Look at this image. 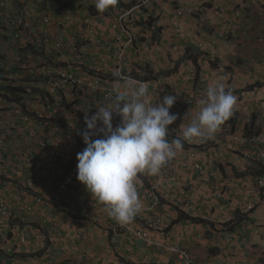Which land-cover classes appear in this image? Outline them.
<instances>
[{
  "label": "built area",
  "instance_id": "2783aa9c",
  "mask_svg": "<svg viewBox=\"0 0 264 264\" xmlns=\"http://www.w3.org/2000/svg\"><path fill=\"white\" fill-rule=\"evenodd\" d=\"M230 4L236 22L264 18V0H119L103 13L96 11L94 0L2 1L11 13L9 34L28 50H13L15 76L5 75L1 83L6 88L0 94V165H12L18 154L4 159L3 140L5 146L11 141L24 149L14 169H0L1 264H24L36 256L23 253L27 249H35L43 264H53L57 255L56 264H89L92 254L85 248L81 257L73 255L71 245L86 247L97 231L115 264H206L193 250L195 241L212 245L207 264H215L211 250H233L241 238L238 228L251 231L252 238L261 235L263 222L255 211L264 199V119L252 128L251 118L242 130L236 112L246 108L244 99L213 138L182 137L183 126L196 117L208 89L193 61L201 57L208 66L216 65L218 73L227 71L213 51L219 44L236 45L238 38L229 42V21L210 13ZM257 27L261 49L234 60L238 67L231 69L258 79L264 75V19ZM171 28L176 35L167 48L173 58L158 51L162 41L153 37ZM188 29L197 35L195 42L183 38ZM240 45L245 49L247 41L240 40ZM159 55L170 58L168 67L162 58L152 62ZM173 76L182 92L173 91L168 79ZM129 81L132 87L147 88L151 104L162 103L166 94L177 96L170 112L178 118L168 126L167 138L181 139L184 147L158 175H139L140 210L122 225L77 181L76 156L85 147V116L95 114L96 107L127 102ZM19 85L23 91L14 92L12 87ZM225 90L240 98L229 86ZM183 117L184 123L179 121ZM120 119L113 115V128ZM233 150L253 165L251 189L234 195L231 181L221 175L229 162L225 151ZM192 179L198 184L203 180L207 188L200 190ZM218 206L226 213L235 210L230 218L213 215ZM198 222L204 232L194 233L189 226ZM241 245L251 248V243Z\"/></svg>",
  "mask_w": 264,
  "mask_h": 264
},
{
  "label": "clouds",
  "instance_id": "9594fccd",
  "mask_svg": "<svg viewBox=\"0 0 264 264\" xmlns=\"http://www.w3.org/2000/svg\"><path fill=\"white\" fill-rule=\"evenodd\" d=\"M118 2L119 0H94V6L97 12L103 13L110 7H115ZM0 8L3 11L0 14V35L14 39L9 34L7 22L11 13L2 5V0ZM11 42L19 43L15 39ZM16 47L20 46H15V49ZM12 56L13 51L10 52L9 60L7 53H0V62L3 63L0 66V85L5 81V75L15 76V64L18 62L14 63L16 59ZM132 84V81L126 84L125 94L129 96L127 102H117L112 106L102 105L96 107L97 110L91 117L85 116L86 129L82 133L85 147L76 156L77 181L104 205L110 218L122 225L130 223L140 210L141 201L136 187L139 175H158L184 147L181 139L174 138L169 141L167 138L168 126L178 118L170 112L177 96L166 94L162 103L158 101L151 104L147 99V88L143 84L132 87ZM5 88L0 89V94ZM199 104L196 117L183 126L182 137L185 141L213 138L221 126L233 116L237 97L231 91L225 90L224 83L218 82L208 87L205 98ZM114 114L121 118L119 126L115 128L112 125ZM97 136L100 138L94 139ZM23 150L22 144L16 145L9 141L5 146L3 140L4 159L6 156L15 155L17 151L18 154L12 165H0V169H14L21 162L19 154ZM25 174L23 172L22 175Z\"/></svg>",
  "mask_w": 264,
  "mask_h": 264
},
{
  "label": "crops",
  "instance_id": "0c3cea01",
  "mask_svg": "<svg viewBox=\"0 0 264 264\" xmlns=\"http://www.w3.org/2000/svg\"><path fill=\"white\" fill-rule=\"evenodd\" d=\"M2 8H0V14H2ZM221 12L220 14H218ZM253 12L255 14H258L256 10L254 9ZM235 13L232 5H226L224 6V9H217L213 10L210 15L211 17H217L218 19L225 18L229 21L231 25V33L229 42H231V39H233L234 36H237V40L234 42L235 44L229 43L227 45L219 44L214 49L216 52L213 51V55L216 57V62L219 63L222 62L226 68L225 73H218V70L216 68V65L208 66L207 61H203L201 57L196 58L193 61V65L197 68L199 74H200V81L202 82V86L210 87L214 85L215 83L222 82L225 85V89L227 86L231 88V90L236 93L238 96H240L239 99H237L238 102H243L245 99L244 104L246 105V110H251V112L254 111L256 108L257 111H254L251 115V118L253 119L252 122V128L254 127L256 120L258 119H264V93H263V87H264V75L261 76V78H254L253 75H250L248 73L239 72V70L231 69V67H234L235 64L238 62L233 63L234 60L237 61L240 57H250L254 55L255 51H259L261 49L260 45L257 44L256 38L261 33V30L257 27L261 21H263V17L261 18H253L252 20L247 18V20L236 22L233 18V14ZM217 19V23L219 20ZM249 21L251 23H249ZM247 32V33H246ZM165 35L158 34L157 32L153 34V37L156 39L161 40V44H158L161 46L158 51H166L167 53L171 54V58H173V54L168 50V46L171 45V39L176 34L174 33L173 28L168 29L167 31H164ZM182 36L184 39L190 41L192 43L196 41V34L193 32L192 29H188L182 33ZM240 40L247 41V46L245 49H243L240 45ZM159 58L164 59V57H152V62H156L159 60ZM170 61V58L167 57L164 59V63L167 62V67ZM3 63L0 62V66H2ZM154 65L159 67V63H154ZM147 68H151L150 65L147 66ZM170 79L171 83L173 84L172 89L173 91H178L175 87V82L177 81V77L173 76ZM169 82V83H170ZM256 93H259L261 95H256ZM245 97V98H244ZM239 104V103H238ZM262 116L261 118L259 116ZM186 119V118H185ZM180 122L184 123V117L179 119ZM251 127V125H250ZM257 130V129H254ZM224 149V148H222ZM221 150V149H220ZM225 150V149H224ZM226 156L229 158L227 159L228 164L221 167V175L226 176V179H229L231 181L230 186V193L234 195L235 193H242L244 190L250 188L252 186V176H250L249 171L253 167L252 163L250 161L246 160L245 158H242L238 155H231L230 151H225ZM220 155L222 157L223 153L220 152ZM246 171V172H245ZM200 180V179H199ZM203 183H197V179H192L191 183L195 184L199 187L200 190H204L207 188L206 184L203 180H201ZM204 184L206 186H204ZM204 188V189H203ZM209 191V190H208ZM233 203V201H232ZM228 210V209H227ZM235 208L233 207L232 210H230L228 213H226L225 209H222L221 207H217L214 211L213 215L221 214L222 216L225 215L226 218H230L234 212ZM255 215L258 216L262 222L263 225L261 226V235L255 238H252L251 231L247 229H240L238 228L237 232L240 235V240L237 242V246H234L233 250H229L227 247L222 246L221 250L218 251L216 249L211 250V256L210 258L214 259L215 264H263L264 263V199H262V202L260 206L255 211ZM190 230L194 233L198 232H204V226L201 224V222L195 223L194 225L189 226ZM104 236L100 231H97L91 236L90 242L86 245L85 243L81 245H71V249L73 251V255L82 256L84 252H86L84 249L86 248L90 253L92 254L91 257H93V260L99 261L101 264H115L116 258L113 254H111L108 251L107 245H105L104 240L102 239ZM251 243V248L249 250H244L241 243ZM195 245L193 247L194 252L197 255V258L201 260V262L209 263L208 257H207V248H210L212 245L204 242H198L195 241ZM23 253L26 255L35 254V257L25 259L24 264H43L42 262V256H38V253L35 249H27L24 250ZM154 257L159 256V252L156 250H151L150 253ZM60 256L54 257V263L58 262ZM89 257V256H88ZM91 259V258H90ZM89 264H95V262L90 260Z\"/></svg>",
  "mask_w": 264,
  "mask_h": 264
},
{
  "label": "rangeland",
  "instance_id": "374dc122",
  "mask_svg": "<svg viewBox=\"0 0 264 264\" xmlns=\"http://www.w3.org/2000/svg\"><path fill=\"white\" fill-rule=\"evenodd\" d=\"M2 26V21L0 20V28ZM5 35H7L6 33H4ZM11 41H14V39H12L11 37H6L5 39L4 38H1L0 37V53L2 54H6L7 53V57H8V60L10 58V52L15 50V46L14 44L11 42ZM16 62V60H14V63ZM254 111H257L256 108L254 109ZM253 111V112H254ZM251 110H246L244 108H240L239 110H237L236 112V115H237V125L242 129V126H246L250 121H251V115L252 113ZM260 114L261 113H264V109H263V112H259ZM260 118L262 117L261 115L259 116ZM243 130V129H242ZM231 155H236L238 154L237 151H231L230 153ZM227 159H229L227 157Z\"/></svg>",
  "mask_w": 264,
  "mask_h": 264
},
{
  "label": "trees",
  "instance_id": "16d2710c",
  "mask_svg": "<svg viewBox=\"0 0 264 264\" xmlns=\"http://www.w3.org/2000/svg\"><path fill=\"white\" fill-rule=\"evenodd\" d=\"M3 1V0H2ZM23 5H19L18 7L19 8H21ZM0 37L1 38H6L4 35H0ZM13 44H14V46H22L23 47V49H20L21 51H20V53H26V50H28L24 45H22V44H19V43H15V42H13ZM1 73H2V70L0 69V75H1ZM22 83H24V81H20V84H22ZM5 87L4 86H2V85H0V89H4ZM13 88V91L14 92H19V91H23V88L21 87V85H19L18 87H12ZM31 256H34V255H31ZM1 264V263H0Z\"/></svg>",
  "mask_w": 264,
  "mask_h": 264
}]
</instances>
